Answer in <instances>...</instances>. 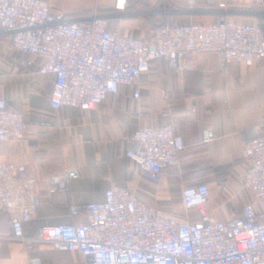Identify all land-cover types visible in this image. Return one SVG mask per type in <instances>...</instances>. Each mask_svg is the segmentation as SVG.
I'll return each instance as SVG.
<instances>
[{"label":"crops","instance_id":"1","mask_svg":"<svg viewBox=\"0 0 264 264\" xmlns=\"http://www.w3.org/2000/svg\"><path fill=\"white\" fill-rule=\"evenodd\" d=\"M45 1L63 19L105 16L111 33L143 43H148L152 24L162 19L159 0H125L123 11L114 9L116 0ZM228 7L230 22L257 27L264 37V0H228ZM169 18L185 26L214 24L219 16ZM38 65L37 59L12 50L0 33V97L26 123L23 143L0 142V165L12 164L40 182L32 218L23 225L25 235L86 224V207L102 203L111 187L130 190L161 216L179 221L199 222L195 211L185 218L180 199L181 188L198 184L209 188L206 209L212 222L242 216L247 204L256 211L264 208L240 188L243 145L264 137V59L251 66L231 62L222 69L216 53H202L182 73L156 60L139 78L138 100L132 88L121 86L88 112L53 110L52 78L39 75ZM166 124L182 137L185 149L178 166L163 169L160 182L153 184L126 153L134 147L138 128ZM53 178H60L66 190L50 193ZM9 232V215L0 210V234ZM31 257L41 264H84L76 253L42 244L5 241L0 246V264H29Z\"/></svg>","mask_w":264,"mask_h":264},{"label":"built area","instance_id":"2","mask_svg":"<svg viewBox=\"0 0 264 264\" xmlns=\"http://www.w3.org/2000/svg\"><path fill=\"white\" fill-rule=\"evenodd\" d=\"M125 2L116 0L114 9L123 11ZM158 4L162 19L152 24L148 43L111 33L106 17L97 13L82 19L60 18L45 0H0V33L12 50L39 61V75L52 78L49 104L53 110L91 111L121 86L132 88V97L138 100L139 78L156 60L182 73L202 53H216L222 69L231 62L251 66L264 59L260 29L230 22L228 0H159ZM200 14L219 18L214 24L185 26L169 18ZM25 128L23 115L10 110L0 97V142L23 143ZM132 142L126 157L153 184L160 182L163 169L178 166L185 149L171 124L140 127ZM242 160L241 190L264 203V137L244 143ZM49 183L50 193L66 190L60 178ZM39 185L14 165H0V210L10 218V232L0 234V246L5 241L42 244L76 253L84 264H264V208L256 211L247 204L242 216L212 222L205 184L180 190L184 216L195 211L196 223L161 216L132 191L111 187L102 203L86 207V224L25 235L23 225L32 218ZM29 264L41 262L31 257Z\"/></svg>","mask_w":264,"mask_h":264},{"label":"trees","instance_id":"3","mask_svg":"<svg viewBox=\"0 0 264 264\" xmlns=\"http://www.w3.org/2000/svg\"><path fill=\"white\" fill-rule=\"evenodd\" d=\"M217 21H218V20H217ZM217 21H216V22H217ZM216 22H215V23H216Z\"/></svg>","mask_w":264,"mask_h":264}]
</instances>
